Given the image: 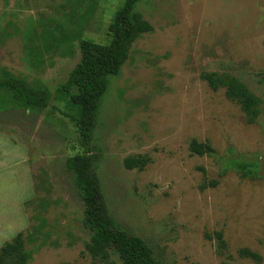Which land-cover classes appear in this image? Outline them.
<instances>
[{
    "label": "rangeland",
    "instance_id": "rangeland-1",
    "mask_svg": "<svg viewBox=\"0 0 264 264\" xmlns=\"http://www.w3.org/2000/svg\"><path fill=\"white\" fill-rule=\"evenodd\" d=\"M123 1L0 0V81L7 73L47 96L40 115H0V207L16 209L0 212V238L27 231L29 264H122L85 251L83 204L64 161L87 152L110 216L162 264H223L209 238L216 231L231 264H264V120L248 122L224 89L202 79L236 77L264 113V0L138 4L152 32L131 45L119 76L107 79L83 148L67 118L80 112L59 86L79 60L78 42H104ZM191 140L215 157L192 155ZM229 149L257 161L263 178L220 174ZM140 156L150 160L142 171L124 167V159ZM210 181L216 185L203 187ZM242 248L260 262L240 257Z\"/></svg>",
    "mask_w": 264,
    "mask_h": 264
},
{
    "label": "trees",
    "instance_id": "trees-1",
    "mask_svg": "<svg viewBox=\"0 0 264 264\" xmlns=\"http://www.w3.org/2000/svg\"><path fill=\"white\" fill-rule=\"evenodd\" d=\"M145 0H124L112 15L106 27V40L101 43L80 40L79 60L60 84L59 91L71 104L78 107V116H67L79 134L83 148L91 139L93 118L98 102L105 92L107 79L117 77L131 45L143 35L151 33L152 27L135 11ZM47 38V35H43ZM202 79L209 88L224 89L225 96L236 103L248 122L264 120L258 105L259 100L236 77L226 74L205 73ZM46 94L26 86L21 80L5 73L0 81V115L8 111H19L30 115H40L47 108ZM188 149L192 155L215 157V151L206 143L191 140ZM150 162L146 157H128L123 164L127 170L142 171ZM96 162L87 152L69 156L64 167L69 173L72 185L83 204L82 226L87 231L89 241L85 251L92 259L106 262L116 256L122 264H162L152 250L139 237L120 229L110 216L104 200L101 185L96 174ZM220 174L231 170L242 178H263L262 168L257 161L245 160L232 149L221 162ZM210 181L203 187H214ZM210 239L216 241L217 252L231 264L227 246L221 231H216ZM31 237L26 232L17 233L0 247V264H29L31 253L26 244ZM242 258L260 262L258 255L242 248L238 250Z\"/></svg>",
    "mask_w": 264,
    "mask_h": 264
},
{
    "label": "crops",
    "instance_id": "crops-1",
    "mask_svg": "<svg viewBox=\"0 0 264 264\" xmlns=\"http://www.w3.org/2000/svg\"><path fill=\"white\" fill-rule=\"evenodd\" d=\"M16 168H17V167H16ZM16 168L13 167L14 170H15ZM13 178H14V176H13ZM0 179H1V178H0ZM17 179H18V178L16 177V180H17ZM8 182H10L11 185H13V184L15 183V181L11 180V177H10V179H8ZM17 183H19V182H17ZM14 190H15V189H14ZM14 190H13L12 195H11L9 198H14V194H15ZM9 191H10V190H9ZM5 199H6V198H5ZM0 200H1V197H0ZM5 201H7V203L10 204V205H11L13 202H15V200H13V199L10 200V201L6 199ZM7 203H6V204H7ZM15 210H16L15 208H12V209H10V210L7 211V210H6V206H4V207H0V212H1V213H3V212H5V213H10V212H11V214H14ZM17 233H18V232H17ZM17 233H16V232H13L12 234L6 235L4 238H0V245L2 246L3 242L5 243V241H6L9 237H12V238H13ZM8 236H9V237H8ZM12 238H11V239H12ZM11 239H10V240H11ZM6 242H7V241H6ZM1 246H0V247H1Z\"/></svg>",
    "mask_w": 264,
    "mask_h": 264
}]
</instances>
